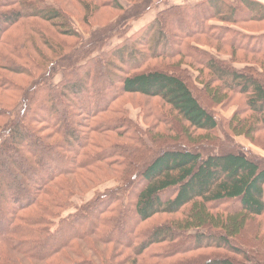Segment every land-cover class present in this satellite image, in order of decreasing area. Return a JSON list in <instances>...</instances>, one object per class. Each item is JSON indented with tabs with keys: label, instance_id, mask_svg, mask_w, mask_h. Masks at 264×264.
<instances>
[{
	"label": "trees",
	"instance_id": "16d2710c",
	"mask_svg": "<svg viewBox=\"0 0 264 264\" xmlns=\"http://www.w3.org/2000/svg\"><path fill=\"white\" fill-rule=\"evenodd\" d=\"M123 1L0 0V264H264V3Z\"/></svg>",
	"mask_w": 264,
	"mask_h": 264
},
{
	"label": "rangeland",
	"instance_id": "374dc122",
	"mask_svg": "<svg viewBox=\"0 0 264 264\" xmlns=\"http://www.w3.org/2000/svg\"><path fill=\"white\" fill-rule=\"evenodd\" d=\"M153 1V5L151 7V9L149 11H147L146 13L143 14V16L134 19L132 21H130L129 23V28L126 31V33L122 36V37H118V36H113V38L109 39L105 45H104V50H107L108 48L118 44L119 42H121L124 38L130 36L135 30V28H138L141 26H144L145 24H147L148 22H150L152 19H154L157 15V12L159 10H161L162 8H165L169 5L172 4H194L196 1L198 0H152ZM260 1V0H258ZM264 0H261L260 2H263ZM120 3L122 5H126V3L123 0H120ZM264 3V2H263ZM71 10V9H70ZM106 9H102L100 12V15H97L95 18L92 19L93 23H95L97 20L101 21L102 19H104V15L106 13ZM72 12H74V10H72ZM102 12L104 13L103 16ZM80 16L79 13V9H76L75 12L72 14V18L71 21L73 23V25L78 29L79 32H81V36L83 38H87L86 35L83 32V29L81 28L78 20L75 18L77 16ZM143 24V25H142ZM95 25V24H93ZM97 25H95L94 27H96ZM248 27H263V24H250L248 25ZM190 75L192 76V78H195V76L197 75V72L193 71V70H189ZM60 79V74L57 73L54 76V82H56L57 80ZM234 99L236 101H231V102H226L224 105H219L216 106L213 110V112L216 114V116L218 117V121L220 124H225V122L229 120L230 116L232 115V113L234 112V110L237 109L238 105L237 103H239V101L241 100L240 103L243 102V97L241 95H236L234 96ZM126 109L129 113L130 118L133 121H136L139 123V125L144 128V122H143V117L142 114L140 113V110L138 107H134L133 105H127ZM226 125L223 127L224 129H226ZM219 135L221 136L222 139V132L219 130ZM234 142L236 143V151L237 152H242V153H251L252 155L258 157V158H264V130L262 132H258L255 136L253 141L246 139L242 136H238L236 138H234ZM112 182L109 183H105V185H102L100 188L103 189L104 187H110L112 186ZM90 195L88 194L87 197H89ZM86 197V198H87ZM258 259V256H257Z\"/></svg>",
	"mask_w": 264,
	"mask_h": 264
},
{
	"label": "crops",
	"instance_id": "0c3cea01",
	"mask_svg": "<svg viewBox=\"0 0 264 264\" xmlns=\"http://www.w3.org/2000/svg\"><path fill=\"white\" fill-rule=\"evenodd\" d=\"M260 1H261V0H260ZM263 2H264V1H263ZM263 2H262V3H263ZM142 25H143V24H142ZM140 27H141V26H140ZM140 27H139V28H140ZM137 29H138V28H135V30H137Z\"/></svg>",
	"mask_w": 264,
	"mask_h": 264
}]
</instances>
